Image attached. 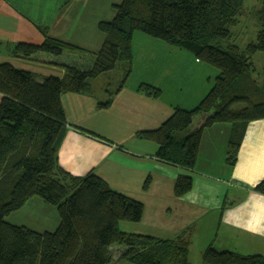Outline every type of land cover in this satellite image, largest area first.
I'll use <instances>...</instances> for the list:
<instances>
[{
  "label": "trees",
  "instance_id": "16d2710c",
  "mask_svg": "<svg viewBox=\"0 0 264 264\" xmlns=\"http://www.w3.org/2000/svg\"><path fill=\"white\" fill-rule=\"evenodd\" d=\"M261 1L256 12L260 30L244 49L232 41V29L245 11L243 0H122L115 6L114 19L98 24L104 41L91 67L64 65L62 78L50 76L38 82L29 71L0 64V264H190L188 236L161 240L122 231L121 222L142 220L143 204L112 190L93 172L73 176L59 165L68 128L61 96H94L91 81L115 69L123 72L117 92L122 89L132 72L134 34L143 33L187 51L216 68L218 75L196 108H175L160 128L137 136L158 145V160L192 171L204 131L229 124L227 162L234 166L248 125L264 119V64L263 75L256 80L253 63L257 52L264 53ZM41 32V44L19 43L13 55L47 63L49 57L79 49L49 37L46 29ZM138 91L161 97L159 89L147 84ZM109 94L98 108L112 105L116 93ZM192 187L191 177L179 176L174 195L182 197ZM253 191L264 195V180ZM33 198L56 208L60 221L54 232L7 221ZM202 264H264V258L208 246Z\"/></svg>",
  "mask_w": 264,
  "mask_h": 264
},
{
  "label": "crops",
  "instance_id": "0c3cea01",
  "mask_svg": "<svg viewBox=\"0 0 264 264\" xmlns=\"http://www.w3.org/2000/svg\"><path fill=\"white\" fill-rule=\"evenodd\" d=\"M258 1L257 11L262 6V1ZM121 2L0 0V64L9 63L29 71L38 82L50 76L62 78L64 65L91 67L104 41L98 24L112 21L115 6ZM41 28L46 29L49 37L79 49L49 57L47 63L38 58L15 57L13 50L19 43L39 45L44 41ZM143 35L134 34L132 72L118 92L123 72L115 69L102 75L106 82L99 87L100 95L96 92L100 80L94 79V96H61L68 128L58 153L59 165L73 176L93 172L112 190L143 204L140 222L120 223L126 233L161 240L186 235L191 239L190 249L195 246L201 253L212 246L218 251L264 258V195L253 191L264 180V119L248 125L234 166L227 162L231 128L222 124L204 131L192 171L158 160V145L137 135L160 128L175 108L194 109L213 83L200 76L192 84L188 72L182 76L166 58L175 51L191 66L197 67L198 60L184 50ZM142 84L159 89L161 97L150 98L138 91ZM185 89L189 91L183 100ZM109 93H116L112 105L98 108L99 102L108 101ZM1 100L0 94V103ZM179 176L193 180L191 191L182 197H176L173 191ZM35 199L39 198L30 199L20 210Z\"/></svg>",
  "mask_w": 264,
  "mask_h": 264
},
{
  "label": "rangeland",
  "instance_id": "374dc122",
  "mask_svg": "<svg viewBox=\"0 0 264 264\" xmlns=\"http://www.w3.org/2000/svg\"><path fill=\"white\" fill-rule=\"evenodd\" d=\"M259 7H260V1L245 0L244 14L240 18L239 24L232 29V33H233L232 41L235 44H237L239 47H241L242 49H244L246 46H248L250 43L256 40L257 34L260 30V25H259L257 15H256V11ZM138 33L143 34L140 32ZM143 36H145V34ZM152 40H157V39H152ZM170 50H177V49H170ZM170 56L172 58L168 59V57ZM168 57L166 58L167 62L170 61L172 67L175 66V68L179 70L182 76H185L187 74L186 72H188L187 75L191 78L189 79V81L192 82V84L195 83L194 81L195 78L198 79L200 76H204L205 82L209 83V81H211V83H213L214 85L215 78L217 77V74H218V71L216 68L206 63L200 62V61H198L197 67H195L194 65L191 66L187 64L186 62H184L183 59H181L180 56L175 53V51H173ZM193 59L196 60L195 57H193ZM253 63L255 66L254 75H255V79L257 80V79H260L263 75L264 53L257 52L253 57ZM95 80H100L98 81L99 83H97L98 85L96 86V89H97L96 92L98 95H100L101 92L99 90V87L100 85L105 84L106 80L103 79L102 75L99 76ZM191 88H187V89H191ZM187 89H185L184 92L182 93L183 100L188 95L189 90ZM196 107L197 106H195V108ZM197 121H198V118L195 120L196 124H197ZM222 125L230 127L229 124H222ZM32 202L33 203H30L24 209L12 213L10 216L7 217V220L10 221V223L20 225V226L26 224L27 227L31 229L32 228L36 229L38 231L49 230V231L54 232L57 229V226L59 225V221H60L56 208L44 203L40 199H35ZM125 224H132V223L125 222ZM189 251H190L189 256H188L189 263L190 264H202V253L198 250V248H195L194 246L191 249L189 248ZM122 264H127V263H122Z\"/></svg>",
  "mask_w": 264,
  "mask_h": 264
}]
</instances>
